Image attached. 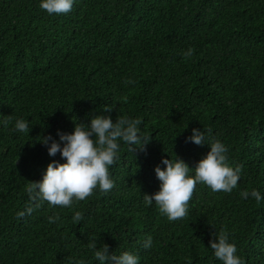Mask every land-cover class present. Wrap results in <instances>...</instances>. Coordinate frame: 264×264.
<instances>
[{"label": "trees", "instance_id": "obj_1", "mask_svg": "<svg viewBox=\"0 0 264 264\" xmlns=\"http://www.w3.org/2000/svg\"><path fill=\"white\" fill-rule=\"evenodd\" d=\"M39 4L0 0V120L10 117L0 125V264H99L93 236L140 264H222L210 248L221 230L245 264H264V201L240 196L264 194V0H76L59 15ZM90 114L139 117L151 139L133 152L121 143L109 192L18 217L32 203L26 185L52 160L65 162L49 155L43 136L58 140V130L90 124ZM21 118L28 133L15 130ZM194 128L228 146L241 180L231 193L197 184L188 215L170 221L144 193L159 190L163 158L195 168L207 155L209 145L188 139Z\"/></svg>", "mask_w": 264, "mask_h": 264}, {"label": "clouds", "instance_id": "obj_2", "mask_svg": "<svg viewBox=\"0 0 264 264\" xmlns=\"http://www.w3.org/2000/svg\"><path fill=\"white\" fill-rule=\"evenodd\" d=\"M76 0H40V8L49 15L66 14L72 11ZM194 48H188L182 55L191 57ZM127 84H135L134 80L127 79ZM112 107L105 106V111ZM90 124L76 123L74 131L65 133L58 130L57 140L51 134L43 136L40 141L48 148L50 156L57 153L65 158V162L52 160L43 173L40 181H31L26 185L31 204L26 210L17 212L18 217L31 214L44 202L49 206L72 207L74 202L88 198L97 188L104 193L115 187L111 178L110 167L119 159L121 143H126L131 151L135 148L143 150L150 137L141 130L142 119L119 115L114 122L111 115L90 114ZM9 118L0 120V125L7 127ZM29 121L23 118L15 121V130L20 133L29 132ZM207 130L194 128L189 141L197 145H209L210 151L203 157L195 168L179 158H163L161 163L166 167L157 165L155 173L160 181L159 190L155 193H144V203L152 206L155 202L161 214L166 215L170 221H176L188 215L189 201L191 200L197 184H206L213 192L231 193L238 187L241 180L243 165L231 166L228 158V146L219 139H210ZM194 169V174L193 170ZM243 199L254 198L257 203L264 201V194L259 189L242 190ZM83 213L75 211L72 219L74 223L83 220ZM49 222L60 219L50 216ZM216 239L211 240L210 248L215 258L222 264H245L238 254L235 242L230 240L227 230L217 231L213 234ZM153 238L149 235L143 242L145 249H151ZM88 247L92 249L93 259L99 264H140V257L131 250L119 254L110 251L109 245L98 246L97 237L89 238ZM72 264H87L84 259H73Z\"/></svg>", "mask_w": 264, "mask_h": 264}]
</instances>
